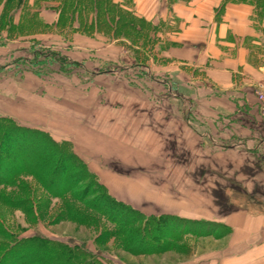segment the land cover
I'll list each match as a JSON object with an SVG mask.
<instances>
[{"label":"rangeland","instance_id":"rangeland-1","mask_svg":"<svg viewBox=\"0 0 264 264\" xmlns=\"http://www.w3.org/2000/svg\"><path fill=\"white\" fill-rule=\"evenodd\" d=\"M192 1L114 0L149 30L133 45L92 10L70 21L61 0H0V128L12 121L49 141L28 160L34 172L19 168L0 186V245L39 258L48 250L33 244L40 235L85 247L99 264H205L231 231L212 216L264 213V145L255 147L264 133L248 131V119L186 65L182 51L195 46L175 8ZM250 139L251 151L229 148ZM100 192L137 214L125 230L137 220L143 231L130 243ZM163 216L183 222L153 227Z\"/></svg>","mask_w":264,"mask_h":264},{"label":"crops","instance_id":"crops-1","mask_svg":"<svg viewBox=\"0 0 264 264\" xmlns=\"http://www.w3.org/2000/svg\"><path fill=\"white\" fill-rule=\"evenodd\" d=\"M175 14L181 22V35L187 37L185 43L195 46L182 51L188 59L186 65L201 69L218 95L230 100L234 113L248 119V131L264 133V116L257 99L258 86L264 84V19L257 15L255 3L193 0L187 6L176 7ZM222 109L226 110L225 106ZM251 142L250 139L229 148L251 151ZM260 145H264V140H259L255 147ZM211 218L226 224L231 231L223 252H212L205 264H264V213L239 210L223 220Z\"/></svg>","mask_w":264,"mask_h":264},{"label":"trees","instance_id":"trees-1","mask_svg":"<svg viewBox=\"0 0 264 264\" xmlns=\"http://www.w3.org/2000/svg\"><path fill=\"white\" fill-rule=\"evenodd\" d=\"M61 1L60 11H65V14H68L66 16L70 18V21L73 19H80L81 21L85 16L91 17L88 11L92 10L91 12L95 13L94 18L96 21L99 20L100 22V19H103V21L111 24V31L113 32L112 36L116 40L124 39L135 45L137 42L139 43L140 40H145L146 35L149 32L147 26L144 27L143 25L141 26L140 24H137L135 22V17L132 14L122 10V4H113L114 0ZM248 2L255 3L257 15H259L260 19H264V0H248ZM3 123L4 126L0 128V186H9L14 182V178L18 174L16 171H18L19 168H21L22 171H27L29 173L34 172V168L27 166L29 162L28 160H30L29 158L33 157L35 154L43 152L44 142L45 144H48L49 141L47 137L41 135V133L35 130L20 128L12 121H4ZM61 162L62 161H59L58 164L55 162L57 165L55 166V170L51 172V175H55L59 171V168L62 165ZM78 175L80 176V173ZM51 180L53 185L57 184L54 182L53 178ZM47 187L55 189L54 186L52 187L49 183ZM57 188L62 189V186ZM101 192L100 195H102V199L99 200L102 203L99 204H101L102 208H107L109 213L113 217L118 218L122 223L120 231H123L124 234H122L124 239L130 243L133 237H137V235L139 236L141 231H143L140 227L136 228V225H138L137 220H134L135 228L133 230H127L129 231L128 233L125 230L131 225L128 218L129 214L135 215L136 213H133L131 208L129 209L128 207L118 205L104 192L103 194ZM167 221H169L171 225L167 224ZM151 222L153 223V227L154 225H159L162 227V230H164L168 228L173 229L175 225H180L183 221L163 216V218H154ZM155 230L157 229L154 228V233ZM151 233L149 235H144L147 238H151ZM163 237L167 238L170 236L167 235L166 237L161 234L160 239ZM15 244L16 243H14V245ZM33 244L48 247V250L43 253L44 256L40 257L39 255L38 258L34 248L31 249V247L21 246L14 247L13 244L7 242L0 245V264H99L98 262L100 261L98 258L93 260L94 258H91L90 252L85 247H77L74 245L70 248L66 245L56 244L54 241H50L44 236L37 235L33 240ZM138 244L146 246L148 243L144 239L138 242ZM33 259H37V262L33 263Z\"/></svg>","mask_w":264,"mask_h":264},{"label":"built area","instance_id":"built-area-1","mask_svg":"<svg viewBox=\"0 0 264 264\" xmlns=\"http://www.w3.org/2000/svg\"><path fill=\"white\" fill-rule=\"evenodd\" d=\"M257 99L260 107V112L264 116V84L258 86Z\"/></svg>","mask_w":264,"mask_h":264}]
</instances>
